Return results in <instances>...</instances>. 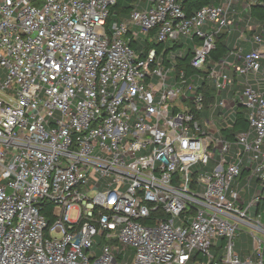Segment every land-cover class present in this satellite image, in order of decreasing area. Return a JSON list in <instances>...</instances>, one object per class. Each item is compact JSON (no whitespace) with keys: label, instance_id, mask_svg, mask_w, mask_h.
<instances>
[{"label":"built area","instance_id":"1","mask_svg":"<svg viewBox=\"0 0 264 264\" xmlns=\"http://www.w3.org/2000/svg\"><path fill=\"white\" fill-rule=\"evenodd\" d=\"M115 4L0 0V264H264V1Z\"/></svg>","mask_w":264,"mask_h":264},{"label":"trees","instance_id":"2","mask_svg":"<svg viewBox=\"0 0 264 264\" xmlns=\"http://www.w3.org/2000/svg\"><path fill=\"white\" fill-rule=\"evenodd\" d=\"M135 0H116V4L111 9V14L108 18V21L118 20L124 18L130 12L132 8L131 3ZM180 6L184 13L187 16L192 15L196 10L201 8L202 6L209 5V4H217L219 0H178ZM264 1V0H261ZM249 15L253 18L256 22L264 24V9L259 4L252 5L249 10ZM252 34V32H249ZM154 45V44H153ZM228 48L226 40L223 36H220L216 39L215 42V49L210 53L211 58L219 59L226 53ZM211 94V90L210 93ZM248 123L246 118V109L239 105L235 109V113L233 115V124L231 129L223 130L221 133L225 137L233 138L235 134L238 132L244 131L247 129ZM243 175V172L242 174Z\"/></svg>","mask_w":264,"mask_h":264},{"label":"rangeland","instance_id":"3","mask_svg":"<svg viewBox=\"0 0 264 264\" xmlns=\"http://www.w3.org/2000/svg\"><path fill=\"white\" fill-rule=\"evenodd\" d=\"M144 5V4H143ZM264 64V62H263ZM220 108H218L217 110H219ZM203 112H200L198 115V119L199 122L201 123L203 128H207V125L205 124V115L202 114ZM205 113V112H204ZM224 113H227V110H224ZM210 114V111L208 113V117ZM216 119L218 124V127L220 126V121L223 122V125H227V123L222 120L221 117H219L217 114H215L214 116L211 117V119ZM228 121L231 122V117L228 118ZM252 213L254 214V209L252 211ZM70 218L72 219L74 217V211L70 212ZM254 232L251 228L249 227H240V229H238V234L235 235V251L240 255L241 258H243V256L246 254L251 253L252 250V236L251 233ZM56 236V234H55Z\"/></svg>","mask_w":264,"mask_h":264},{"label":"crops","instance_id":"4","mask_svg":"<svg viewBox=\"0 0 264 264\" xmlns=\"http://www.w3.org/2000/svg\"><path fill=\"white\" fill-rule=\"evenodd\" d=\"M242 45H243L244 47H246V49H249V48H250V45H249L248 43H244V42H242ZM260 61H261L262 66L264 67V64H263V62H264V56L261 57ZM239 184L242 185L241 180L239 181Z\"/></svg>","mask_w":264,"mask_h":264}]
</instances>
